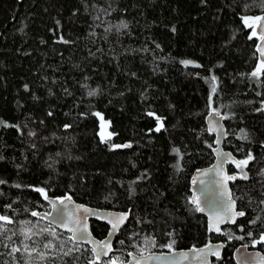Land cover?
<instances>
[{
	"label": "trees",
	"instance_id": "1",
	"mask_svg": "<svg viewBox=\"0 0 264 264\" xmlns=\"http://www.w3.org/2000/svg\"><path fill=\"white\" fill-rule=\"evenodd\" d=\"M257 16L264 0H0V215L13 221L0 229V264H25L8 255L22 247L20 229L39 233L48 223L31 212L65 196L131 214L98 264L212 242L226 243L215 264H237L241 245L264 254V76H250L263 43L243 20ZM214 110L225 117V149L254 157L229 168L248 177L231 185L245 216L220 237L189 203L194 172L215 160ZM53 230L52 259L33 254V264L93 259L79 244L63 256L70 235ZM92 231L103 239L108 226ZM48 239L33 236L41 250Z\"/></svg>",
	"mask_w": 264,
	"mask_h": 264
},
{
	"label": "water",
	"instance_id": "2",
	"mask_svg": "<svg viewBox=\"0 0 264 264\" xmlns=\"http://www.w3.org/2000/svg\"><path fill=\"white\" fill-rule=\"evenodd\" d=\"M260 23H264V21H261ZM255 29L259 35V28H255ZM262 43L264 46V41H262ZM207 126L209 133L215 136V149L213 151L215 155V160L211 166L204 169H199L194 172L191 178L190 191H191V198L193 196H199L201 199V206L206 208L204 212H200V213L207 218L209 231L215 236L220 237L222 236L224 229L226 227L235 226L241 217H236L235 222H233L231 219H224L223 217L225 216V214L222 211H219L214 215L213 212L208 209L205 203L206 196L202 194V190L206 186H212L213 181L221 179V176H216L215 173L208 172V170L212 169L214 165H217L218 163L221 162V158L217 155V153H223L226 156L230 157L229 159L223 160L222 162L223 171L221 175L226 174L236 177L235 180L227 181V188L230 190L232 194V198L234 200L235 198L233 195V190L231 185L237 182L238 180H240L242 178V175L238 172H234V173L229 172L230 167L237 169L236 165L233 163V160L239 161V159L231 151L226 150L224 147L225 140L229 136L225 126L224 115L212 111L207 118ZM210 129H215V130L211 131ZM205 172H208V174L204 175L203 173ZM200 181H204V184H201ZM215 187L219 188L218 185H215ZM67 197L71 198L70 201L66 199ZM52 200L57 201V207H62L61 205H59V201L65 200V204L67 205V212L69 213L75 212L76 208L79 206L80 211L77 213V216H79L82 222L86 224V232L88 234V239L82 242L77 241L76 244L86 245L92 249L94 246H97V244L103 245L104 243H108L110 245L111 250L108 252L107 256L102 255L99 262H103L105 259L111 257L114 250V243L116 238L118 237L122 229L125 226H127V224L129 223L131 217V214L129 212L91 207L75 201L71 196L49 199L48 202ZM85 208L88 209L89 212L85 213L83 211V209ZM235 210L239 211L236 200H235ZM47 213L50 214L49 218H51V216L56 215L52 210L51 204H50V211ZM121 215L125 216L126 219L120 224L119 228L116 231H113L112 224L109 223V220H113L114 217ZM49 218H45V219L40 218V219L48 223ZM93 222L102 223L108 226V233L105 238L98 239L94 236L92 231ZM55 228L62 231L63 233L69 234L70 236L72 235L62 227H55ZM209 249H211V251ZM225 249H226V243L212 242L203 247L173 250L170 252H153L143 255L132 253L131 255H129L128 261L125 264H135V260L133 259V257H136V259H142V257H148L149 254H151L154 257H159L160 259L145 260L144 264H215L214 259H221ZM97 250L100 251L101 249L98 247ZM213 252H218V255H214ZM183 253H187L188 255L186 257L182 256L181 254ZM234 259L237 264H264V254L260 250L249 249V247L246 245H241L235 250Z\"/></svg>",
	"mask_w": 264,
	"mask_h": 264
},
{
	"label": "snow or ice",
	"instance_id": "3",
	"mask_svg": "<svg viewBox=\"0 0 264 264\" xmlns=\"http://www.w3.org/2000/svg\"><path fill=\"white\" fill-rule=\"evenodd\" d=\"M244 23L249 27L253 28L251 35L257 36L258 33L254 28V25L256 28H259V39L261 41H264V23H260L261 21H264V16H257L255 18L250 17H244L243 18ZM252 21L251 23L249 21ZM124 27H127V25H123ZM258 51L260 53L261 59L259 61L258 66L255 68L254 71L250 73V76L252 78H255L256 80H260L262 76H264V46H261L258 48ZM185 66L192 63L191 61H182ZM216 78L212 77V80L214 81ZM212 91L215 92L216 88L215 85H213ZM94 92H90L89 95H94ZM215 111V110H214ZM51 114V113H49ZM96 115L99 116V113H96ZM149 115H154V113H149ZM156 119L159 121L160 118L156 117ZM65 127H68L67 125ZM163 127L162 122L160 123V127H157L155 130L160 131V129ZM211 131H214L215 129H210ZM34 135V133H30ZM123 147H130V145H124ZM175 152L179 153V149H174ZM217 155L221 158V162L217 165H214L212 169H209L208 172L215 173L216 176H221V179L213 181L212 186H206L202 190V194L206 196V205L210 211L215 213L222 211L225 216L224 219H231L233 222H235L236 217H243L245 216L244 211H236L235 210V200L232 198V194L230 190L227 188V181L235 180V176L230 175H221L223 168H222V162L224 159H229V156H226L223 153H217ZM254 157L249 155L247 159L245 160H233V163L236 165L237 168H240L241 170L246 167L249 163V161L253 160ZM51 166V165H50ZM208 172L203 173L204 175H207ZM264 175V173H261ZM243 179H247V175L245 174ZM0 183H3V181H0ZM195 183V181H194ZM201 184H204V181H200ZM215 185H218L219 188H216ZM37 192L41 193L45 200H48L47 193L43 188H37L35 189ZM70 201V197L66 198ZM49 203L52 206L53 212L56 214L55 216H51L49 218V213L41 214L37 211H32L31 215L33 217H39L41 219L49 218L48 219V226L45 228L40 229L39 233H34L31 228H21L20 234L23 236L22 247H16L12 246L10 247V250L8 252V255L12 256L13 259H15L16 253H22V255H26L27 259L25 260V264H33V254H35V259L38 262H46L50 261L52 258L50 256V252L48 250H56L57 245L53 243L54 240H59L60 237L56 233V231L53 230L55 227H62L67 232L71 233L72 235L68 237V240L73 243V247H70L67 251H63L64 249V241L60 242V251L63 252V256H71L73 253V249L76 251H79V248L76 246L77 241H85L88 239V234L86 232V224H84L79 216H77V213L80 211L79 206L76 208L75 212L69 213L67 212V205L65 204V200H60L59 205L62 207H57V201L52 200L49 201ZM192 205H194V210L199 212H204L206 210L205 207L201 206V199L199 196H193L191 200L189 201ZM261 203H264V201H261ZM85 213L89 212L88 209H83ZM86 219V217H85ZM126 219L125 216H116L113 218V220H109V223L112 224L113 231H116L120 224ZM0 221L3 222V224H0V229L4 227L6 224L13 223L12 219H10L7 215H0ZM252 223H255L256 221H251ZM24 224H29L30 221H23ZM218 230V229H217ZM16 233H13L15 235ZM4 232L0 231V236H3ZM34 235H41V236H47L49 239L46 243L42 244L43 250H41V245L33 240ZM7 239L11 240V237H7ZM32 240L33 245L30 246L28 243H25L24 241ZM264 242V234H261L259 240L257 243ZM121 244L124 243V241H120ZM174 243V242H173ZM154 246V241H153ZM169 249L172 248V243H168L165 245ZM5 247H8V245H5ZM100 248L101 250L98 251L97 248ZM107 249V250H105ZM110 245L108 243H104L103 245L97 244V246H94L91 251L95 254L93 259L88 261L87 264H98L100 261L101 256H107L108 252L110 251ZM211 251V249H209ZM141 253H143V249H141ZM214 255H218V252H213ZM131 255V254H130ZM182 256H187V253L181 254ZM135 260V264H144L145 260H155L160 259L159 257H154L151 254H149L148 257H142V259H136V257H133ZM110 264H117L116 260H113L110 262Z\"/></svg>",
	"mask_w": 264,
	"mask_h": 264
},
{
	"label": "rangeland",
	"instance_id": "4",
	"mask_svg": "<svg viewBox=\"0 0 264 264\" xmlns=\"http://www.w3.org/2000/svg\"><path fill=\"white\" fill-rule=\"evenodd\" d=\"M252 21L250 20V23H251ZM255 26V25H254ZM117 264H119L118 262H117Z\"/></svg>",
	"mask_w": 264,
	"mask_h": 264
}]
</instances>
